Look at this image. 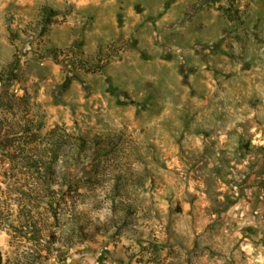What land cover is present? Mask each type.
<instances>
[{
    "label": "rangeland",
    "instance_id": "374dc122",
    "mask_svg": "<svg viewBox=\"0 0 264 264\" xmlns=\"http://www.w3.org/2000/svg\"><path fill=\"white\" fill-rule=\"evenodd\" d=\"M0 75V264H264V0H0Z\"/></svg>",
    "mask_w": 264,
    "mask_h": 264
},
{
    "label": "trees",
    "instance_id": "16d2710c",
    "mask_svg": "<svg viewBox=\"0 0 264 264\" xmlns=\"http://www.w3.org/2000/svg\"><path fill=\"white\" fill-rule=\"evenodd\" d=\"M209 0H201V3H207ZM60 14V12L56 11L55 9L49 7V6H44L42 10V16L40 21L38 22L39 27L41 28V32L44 33L48 27L55 22L56 17ZM82 44L79 43H74L70 48L69 51H73L74 49H77L80 53H83L81 48ZM80 59H82L80 57ZM18 58H15V60L9 65V71L13 73V71L17 68L18 65ZM87 65V62H85ZM0 79H2V76L0 75ZM111 144H114V140H109Z\"/></svg>",
    "mask_w": 264,
    "mask_h": 264
}]
</instances>
